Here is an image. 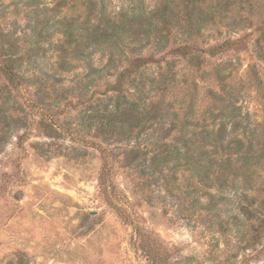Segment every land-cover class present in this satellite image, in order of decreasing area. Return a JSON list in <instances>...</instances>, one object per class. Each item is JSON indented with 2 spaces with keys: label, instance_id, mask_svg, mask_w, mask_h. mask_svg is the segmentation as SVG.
<instances>
[{
  "label": "trees",
  "instance_id": "1",
  "mask_svg": "<svg viewBox=\"0 0 264 264\" xmlns=\"http://www.w3.org/2000/svg\"><path fill=\"white\" fill-rule=\"evenodd\" d=\"M44 11L47 20L29 36L0 31V147L30 121L52 123L50 107L68 100L70 92L85 96L94 89L115 100L117 109L129 107L122 116L135 142L123 164L143 177H159L168 194L178 193L185 214L186 204L200 206L204 190L208 211L215 209L216 197L227 198L212 193L226 191L264 209V114L252 119L238 106L251 79L233 83L236 69L220 65L212 79L219 94L208 93L212 106L199 116L195 102L198 80L208 77L204 58L249 45L248 33L205 45L206 32L217 23L233 20L237 23L227 28L238 26L244 33L251 26L264 61V0H157L153 7L132 3L118 12L110 0H51ZM252 80L264 101V82ZM113 160L104 155L100 187L119 215L133 222L113 198L120 199L111 180ZM134 239L151 264H166L139 227Z\"/></svg>",
  "mask_w": 264,
  "mask_h": 264
},
{
  "label": "rangeland",
  "instance_id": "2",
  "mask_svg": "<svg viewBox=\"0 0 264 264\" xmlns=\"http://www.w3.org/2000/svg\"><path fill=\"white\" fill-rule=\"evenodd\" d=\"M50 1L0 0V31L31 35L47 20L44 10ZM156 1L110 0V8L118 12L140 2L153 7ZM233 23L237 22L208 29L205 45L248 33V48L204 58L208 77L198 80L199 116L212 106L209 91L219 94L212 79L220 65L236 69L233 83L251 79V86L240 93L242 111H249L252 119L264 114V101L252 80L264 82L257 37L251 26L245 33L236 30L237 24L227 28ZM93 91L85 96L80 90L70 92L68 100L50 107L52 123L38 126L30 121L27 130H14L0 147V264H151L135 245V227L154 241L147 242L154 244L162 263L264 264V209L250 207L249 201L226 191L212 193L227 198L216 197L215 209L208 211L204 190L200 206L186 204L190 210L185 214L178 193L168 194L159 177H143L140 170L123 164L135 142L130 121L122 116L129 107L122 104L117 109L115 100ZM106 153L114 156L111 180L120 199L113 198L133 222L119 215L117 204L100 187ZM141 164L149 166L148 161ZM177 183L182 188L184 182Z\"/></svg>",
  "mask_w": 264,
  "mask_h": 264
}]
</instances>
